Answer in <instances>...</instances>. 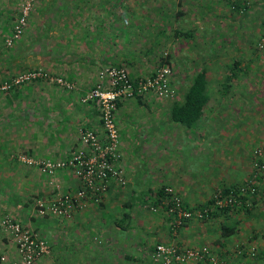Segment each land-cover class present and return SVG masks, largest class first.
<instances>
[{
    "label": "crops",
    "instance_id": "obj_1",
    "mask_svg": "<svg viewBox=\"0 0 264 264\" xmlns=\"http://www.w3.org/2000/svg\"><path fill=\"white\" fill-rule=\"evenodd\" d=\"M248 1V8L258 5ZM18 3L0 0V79L41 68L72 80L77 88L70 92L36 80L0 101L2 124H42V133L37 130L36 134L32 126L23 140L10 136L7 147L0 134V207L15 210L13 205L23 204L29 192L50 199L56 190L77 189L78 180L67 170L39 174L16 165L8 155L20 149L38 158L59 160L87 149L80 142V130L98 134L103 130L96 104L81 103L79 97L97 80L102 66L120 64L131 76H148L168 54L177 89L173 100H158L147 93L119 103L116 121L120 164L127 178L124 187L112 185L99 199H88L85 210L70 218L23 216L52 246L49 255L33 264H152L151 246L159 241L212 243L214 224L191 221L175 233L169 217L146 215L139 206L151 205V190L164 186L193 205L204 201L215 187L243 181L248 174L244 161L253 143L264 140L251 130L253 116L259 118L256 122L262 119L258 100L243 91L240 101L242 79H230L232 94H223L221 76L230 70L222 61L214 63L216 59L206 60L211 96L199 119L188 127L172 121L169 114L206 57L194 52L193 40L185 33L197 34L208 23H236L229 7L214 0H38L25 34L6 51L2 42L17 16ZM152 156L156 158L153 165L139 162ZM217 170L223 180L217 177L211 182L207 173ZM230 171L235 176L225 177ZM0 249L13 252L14 248L0 235Z\"/></svg>",
    "mask_w": 264,
    "mask_h": 264
},
{
    "label": "trees",
    "instance_id": "obj_2",
    "mask_svg": "<svg viewBox=\"0 0 264 264\" xmlns=\"http://www.w3.org/2000/svg\"><path fill=\"white\" fill-rule=\"evenodd\" d=\"M219 2L224 3L226 6L229 7L231 14L233 15V17L236 18V23H257L258 26L255 25V27H251L252 29V32H250L251 39H248L247 35L243 36V40L246 39L244 42L243 40L239 41L241 39H238L237 41L234 40L232 35H230V38L228 40L226 39L220 40V37H217V38L212 39V42H214L215 44L214 46L213 45L211 46V43L208 44V42H204L200 40L196 41V39L201 38V36H198L197 34H195L194 30H191L190 32L185 33L186 38H189V39L191 38L193 40L190 43L192 45V48L194 49V52L198 48H203L202 45H200L201 43H203L204 48L206 50V52H204L206 53V57L203 58V64L200 67V69L190 78L189 85L184 91V93L182 94L180 100L172 104V107L169 113L172 121L177 122L184 126L190 127L199 119L200 115L202 114L203 107L205 106L206 102L209 100L211 96V92L208 89V85H209L208 80H207L208 67H207V61H206V60H210V58H212V60L216 59L214 63H217L218 60L222 61L221 64H225L224 65L225 68L227 70H230V72H227L221 76V81L219 84L221 85L220 91L223 94H227L228 96L232 94L230 90V86L228 84L230 79H233V78H236L238 80L242 79V85L244 86V89L240 92L241 94L240 101L243 98V91L244 93L250 92L251 100L252 99L258 100L259 102L258 105H260L259 108L264 109V14H262V16L261 15L259 16L260 11H258L257 14H253L247 17L246 20H243L245 19L246 12L248 11V7L250 6V4L248 3L249 2L248 0H214V3L216 4ZM258 2L261 4V6L263 5L262 7V12H263L264 11V0H259ZM211 6H213V4ZM18 15H19V12H18ZM18 15H17V18H18ZM29 16H28V20H29ZM256 17H261V18L256 19ZM17 18L13 22V26L10 29L9 33L7 34V37L11 35ZM240 26L242 27L244 26V24H239L238 27ZM208 28L211 29L212 27L209 26ZM179 33L184 34L183 32H180V31ZM5 40H7V38H5ZM247 40H249V42H247ZM17 41L18 39L14 38L10 45H8L7 42L6 44L7 46H9V48H11L12 46H14V44ZM226 42H228V44H226ZM223 52H226V54ZM163 57L164 58L161 60L160 64L156 67V69L162 64H166L170 66L171 68L170 61L167 59L168 54H165ZM218 65L219 64H217V66ZM113 66H122V65L119 64V65H113ZM34 69H37V68L25 69V70L18 72L15 75L0 79V84H3V83L9 84L8 89L0 90V93L10 94L15 89L21 86H24L28 83H31L33 81H36V80H43L49 84L56 85L58 87H63L55 83H50L44 79H34L31 81L14 83L15 78L20 73H23L26 70H34ZM42 70L47 71L48 73L54 76L62 77L66 81L71 82V84H74L75 87L72 89H66L65 87H63L65 91L71 92V91H74L75 88H77L75 82H73L72 80L62 75H56L49 70H46V69H42ZM155 70L153 71V73L155 72ZM233 71H235L236 73H233ZM152 74L148 76H151ZM148 76H139L136 78L148 77ZM131 77L135 78L134 76H131ZM95 82L93 83L91 87L94 86ZM212 83H215V82L212 81ZM169 84H170V87L174 90L173 96L169 98L171 99L175 96V94H177V89L175 88L172 82V68H171ZM223 84H225V86ZM85 93L79 97L80 101H81V97L84 96ZM148 93L153 94L156 98L160 99V97H158V95L155 92H148ZM143 94H147V93L135 94V96L132 98L139 97ZM132 98H129V99H132ZM124 100H127V99H124ZM124 100H118L117 110H118L119 103ZM88 102H93V101H88ZM99 120L101 123L102 121L100 118V113H99ZM0 125H2L0 127V130H1V128L5 127V125L8 128L9 124H2L0 122ZM258 149H264V140H261L260 143H253L249 151L247 178H245L243 181L239 183L224 184L219 187H215L214 189H212L210 195L203 202H200L197 205L188 204L180 195H177L175 193L172 187H169V186H164V187L157 188L155 190H151V192H153V201L150 206L154 209L156 213L163 214L164 216H166V218L168 217L170 218V221L173 224V230L175 231V233L177 232L179 228L185 226L188 222H191V221H196L200 223L205 222L208 224H213V222L218 223V225L214 224V227L216 226V228H214L210 232L212 243L204 242L199 245H186L180 242L178 243L172 242V244H174L176 247L180 249L197 248V247H202V246H206L208 248L209 253L206 254L203 259L192 262V263L213 264L209 259V257L212 256L220 264L221 263L229 264V262H232V261H236V262H233V264H264V249L256 247L255 242H253L252 240L248 239L247 245H244L242 242H240L242 244H239V246H237L241 249L239 251L238 250L232 251L230 249L231 247L229 246L231 238H233V236L239 231L240 223L242 222L243 218H250L252 216L254 217L256 214H260L262 212V210L258 208V203L259 202L261 203V201L264 199V168L260 167L262 163V159L260 156L256 154ZM17 152L18 153L16 152H12V154L9 153L8 157L10 161L16 163V165L18 164L21 166H26L31 169H34L39 174L51 176L59 170H64L63 168H57L54 170L53 173L43 171L41 169L40 162L44 160L56 161L58 159L38 158L31 154L29 155V153L26 151H23V152L17 151ZM119 153H120V150H119ZM18 155H26L28 157L33 158L35 161V164H28L27 162L20 160ZM119 162H120V158H119ZM68 171L75 179H77L70 170ZM126 184H127V179H126L125 184L123 185L111 183L108 186L109 188L107 192L112 189V185L124 187ZM78 187H80V183H78ZM249 187H254V191L251 192ZM168 188L171 189V192L167 191ZM146 191L147 193H149L150 189L149 190L145 189V192ZM58 193H61V194L73 193V191H69V190L57 191L53 193L54 196L50 199H45L43 195H39V193L29 192L23 204L15 203L13 205V206H16L13 212L6 213L4 212L5 210L2 207H0V217L8 216L11 219V221L18 223L21 226L29 227L30 229H32L34 233H36L39 236V238H43V236H41L40 233H38L35 228L31 227L29 224H26V221H25L26 216L28 215L33 216V217L36 216L42 219L61 218V217L70 218L74 212L85 210L84 208L82 209L75 208L74 210L70 212V215L67 217L64 216L63 214L62 215L40 214L39 207L37 205L38 201H45L46 203H49L54 200V198L56 197ZM102 195L104 194L92 196L90 199H93V198L99 199ZM173 195H177L178 198L180 199L181 208H186L191 211L190 217L178 218L176 217L174 213L170 211V207L174 205V203L171 200ZM226 196L233 198L234 202L225 203L223 205L216 204L215 202L216 197L223 199V197H226ZM14 197L12 198L13 200H14ZM25 210H28L26 215H25ZM195 212H200L201 216L198 217L195 214ZM23 216L25 218H23ZM0 235L1 237H4L5 239H7L10 242V244L14 243V233H12L11 231L0 227ZM255 237L257 236L255 235L254 238ZM248 245L252 247H249ZM13 248H14V244H13ZM0 251H2V249H0ZM5 252L10 253L9 251H5ZM247 257L249 258L248 262L244 261V258H247Z\"/></svg>",
    "mask_w": 264,
    "mask_h": 264
},
{
    "label": "built area",
    "instance_id": "obj_3",
    "mask_svg": "<svg viewBox=\"0 0 264 264\" xmlns=\"http://www.w3.org/2000/svg\"><path fill=\"white\" fill-rule=\"evenodd\" d=\"M38 0H20L19 15L13 27L11 35L7 37L10 45L14 38L23 33L28 16ZM171 68L166 64L160 65L155 72L148 77L132 78L124 66H102L97 73V80L81 101L86 103L93 101L100 113L102 134L85 128L80 130V142L87 149H77L67 159L56 161L44 160L40 162L43 171L53 173L57 168L70 170L80 183V187L73 193H58L53 201L46 203L38 201L40 214L69 216L75 208H85L87 200L92 196L104 194L111 183L123 185L126 182L124 169L119 162L120 138L116 121L118 100L129 99L135 94L155 92L161 99L170 98L174 90L170 87L169 79ZM44 79L50 83L63 86L66 89L74 88V84L62 77L54 76L42 69L26 70L20 73L14 83ZM9 84H0V90L8 89ZM261 157V168H264V149L256 152ZM19 159L28 164H35L33 158L26 155H18ZM251 192L254 187H249ZM171 192V189H167ZM174 205L170 211L178 218L190 217L191 211L181 208V202L177 195L172 196ZM217 205L234 202L231 197H216ZM153 209V208H152ZM176 212V213H175ZM200 217V212H195ZM0 227L14 233L13 252L0 251V264H33L34 261L44 256L49 251V244L43 238L32 231L11 221L6 217H0ZM206 246L197 248H178L172 243H157L152 252L154 264H191L201 260L208 254ZM213 264L218 263L212 256L209 257ZM224 264V263H221Z\"/></svg>",
    "mask_w": 264,
    "mask_h": 264
},
{
    "label": "rangeland",
    "instance_id": "obj_4",
    "mask_svg": "<svg viewBox=\"0 0 264 264\" xmlns=\"http://www.w3.org/2000/svg\"><path fill=\"white\" fill-rule=\"evenodd\" d=\"M254 1L255 2L257 1L258 2L259 0H254ZM19 2H20V0H19ZM209 6H211V5H209ZM262 7H263V5L261 6V4L258 2V5L256 3L254 7L248 8V11L246 12V15H245L246 17L243 20H246L247 17H249V16H251L253 14H257L258 11H260L259 16L260 15L262 16V14H264V11L262 12ZM18 8H19V3L17 5V15H18V12H19ZM54 10L55 9H52V11H54ZM210 10H213V9H210ZM33 11H34V8H33ZM33 11L31 12V14L33 13ZM71 11H72L71 9L68 10V12H71ZM31 14H30V16H31ZM248 14H249V16H248ZM30 16H29V18H30ZM16 18H17V16H16ZM260 18L261 17H256V19H260ZM15 19H14V21H15ZM28 22H29V20H28ZM28 22H27V25H26L27 27H28ZM239 24H244V26H242V27L240 26L241 27L240 28V27H238ZM212 25H214V26H212ZM255 25H257V23H208L207 25L205 24L202 28L198 29L197 35L198 36H201L200 41L208 42V44L211 43V46L212 45L214 46L215 44H214V42H212V39L213 38H217V37H220V40H222V39L228 40L230 38V35H232V37H233L234 40L237 41L238 39H241L239 41H242L243 40V36L244 35H247L248 39H251L250 38L251 37L250 32H252L251 27H255ZM209 26L212 27V28L211 29L208 28ZM27 27H25L24 32L20 35V37L17 38L18 40L21 39V37L25 34V31L27 30ZM199 30H200V32H199ZM5 38H7V35L4 37V41L2 42V44H3L4 47L7 48L6 51H10L9 46H7V44H6ZM245 40L246 39H244L243 42ZM196 41H198V40H196ZM247 42H249V40H247ZM226 44H228V42H226ZM200 45H202L203 48H198L196 50V52L197 53H200V52L201 53H204V52H206L203 43H201ZM13 47L14 46H12L11 48H13ZM230 51H229V53H230ZM223 53L226 54V52H223ZM37 69H41V68H37ZM60 88H62L64 90L63 87H60ZM75 90H76V88H75ZM6 95H9V93H0V101ZM175 96H176V94H175ZM175 96L173 98H175ZM173 98H171V99H173ZM171 99H169V98L161 99L160 98V100H163V101L171 100ZM81 103H83V102H81ZM259 116H260V118H262L261 120H259V122H256L255 121V120L259 119V118L256 117V116H253L254 119H252V123L253 124H251V130H252L253 134L258 135V138H263V136H264V114H263L261 108H259ZM1 126L2 125H0V127ZM32 126H33V128L36 126V132H35L36 134L37 133H40V131L42 133V127H40V126H42V124H39V125H32L31 124V125H29L27 123H19L18 122L16 124L8 125V128L6 127V125H5V127H2L1 130H0V134H3L4 135L3 137L5 138V142H4V145L3 146L4 147H7V144L9 143V142L7 143V140H9L11 137L12 138H14V137L16 138L17 137L20 140H23L24 138H26V136L29 133H31L30 127L32 128ZM37 130H40V131H37ZM3 132H5V133H3ZM254 140H255V138H254ZM260 142H261V140H259L256 143H260ZM18 151L20 152V149ZM21 151L23 152V150H21ZM16 153H18V152H16ZM29 155H30V153H29ZM155 159L156 158L153 157V156H152V158L150 160L147 157H143V158L139 159V162L141 163V165L149 166V165H153L155 163ZM246 162L248 164L249 163V160L246 159L244 161V163H246ZM64 170H67V169H64ZM207 174L210 175V177H211L210 178V181L211 182H214L217 179V177H219L220 180H223L222 175H221V173H220L219 170H217V171H210ZM238 175L239 174L236 173V177ZM226 176H228V177L232 176L233 177L235 175H233V172L230 171V172H226L225 173V177ZM56 191H60V190H56ZM175 193L177 195H179L176 191H175ZM197 204H193V205H197ZM15 207L16 206H14V208ZM2 208H5L6 209L4 211L6 213H11L14 210V209H7V207H2ZM139 208H140V211L143 210L144 212L143 211L142 212L145 213L146 215H147V213L148 214H151V213L156 214V212L154 211V209H152V207L149 204H144L143 206L140 205ZM258 208H260V210H262V212L260 214H256L254 217L252 216L250 218H243L242 222L240 223L239 231L233 236V238H231V241L229 243V246L231 247L230 249L232 251H234V250L235 251L236 250H238V251L241 250L237 246H239V244H242V243L244 245H247L248 239H250L253 242H255L256 247L263 248L264 249V199L261 201V203L260 202L258 203ZM202 224H205V222H201V225ZM213 224L218 225V223H215V222H213ZM199 228H201V227L199 226ZM255 235L257 237L254 238ZM240 242H242V243H240ZM157 243H164V241H159ZM165 243H167V242H165ZM169 243H171V242H169ZM48 244H49V251L44 256L49 255L50 252H51L52 246L50 245V243H48ZM155 245L151 246L152 249L150 248L151 249V251H150V259H151L152 264H154V262L152 260V252H153V249H154V246ZM248 246L249 247H252L250 245H248ZM55 250H57V249H55ZM53 259H54V257H52V260ZM244 261H247L248 262L249 261V258L248 257L247 258H244ZM233 262H236V261L229 262V264H233Z\"/></svg>",
    "mask_w": 264,
    "mask_h": 264
}]
</instances>
